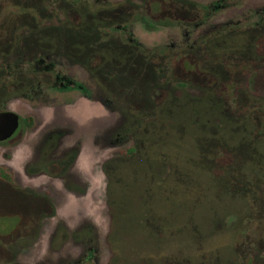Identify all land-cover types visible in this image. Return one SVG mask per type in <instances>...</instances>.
<instances>
[{
  "label": "rangeland",
  "instance_id": "rangeland-1",
  "mask_svg": "<svg viewBox=\"0 0 264 264\" xmlns=\"http://www.w3.org/2000/svg\"><path fill=\"white\" fill-rule=\"evenodd\" d=\"M85 3L118 26L98 49L62 26ZM0 13V110L33 122L0 166L39 200L0 190V264H264V0H0ZM225 40L258 46L229 75ZM183 51L202 75L173 60Z\"/></svg>",
  "mask_w": 264,
  "mask_h": 264
},
{
  "label": "flooded vegetation",
  "instance_id": "flooded-vegetation-1",
  "mask_svg": "<svg viewBox=\"0 0 264 264\" xmlns=\"http://www.w3.org/2000/svg\"><path fill=\"white\" fill-rule=\"evenodd\" d=\"M159 8H160V5L158 6ZM142 16H145L144 14L142 15ZM146 18H147V16H146ZM132 21V20H131ZM141 22V21H140ZM162 22V25H164V21H161ZM142 23V22H141ZM103 25H107V26H104V28L103 29H106V30H102V31H104V32H106L107 33V30H109V33H107V34H105L103 37L100 35V34H98V35H96L95 37H97V40L99 39V41H97V40H92L91 42L92 43H86V40H85V42H83L82 43V45H80V46H93V47H91V48H95V49H98V47L100 48L102 45H104L107 41H108V37L109 36H111V32H113V29L114 28H116V27H118L117 25H115V23H109V24H102L101 26H98V27H96V31H101L100 29H101V27L103 26ZM144 26V25H143ZM80 32H82L83 34H86L85 32V28H82L81 30H80ZM249 42H251V41H249V40H247V41H245L243 44H245L243 47H240L239 45H234V46H232V45H230V47L231 48H233L234 47V52H232L233 50H229L228 49V41H224V43H223V45H220L221 47H220V50H223V51H225V55H224V57H225V60H222V64H223V67L226 69V74L227 75H229V62H230V60H234L233 58H235L236 56H237V53H239V56L241 55V53L239 52V50L240 49H243V50H245L246 52H249L250 50H254L255 48H257L258 46H256V45H254V48L252 49L250 46H248V43ZM95 46V47H94ZM206 47V46H205ZM211 47L212 46H210V48L209 47H207V48H209L210 49V52H208L209 50H206V52H207V54L208 53H211V51H213L212 49H211ZM236 48V49H235ZM186 52H188V51H183L182 53H176L175 55H173V60H176V59H178V58H180L182 55H185L184 57H183V61L184 62H186L185 64L187 65V68H189V69H192L191 71H193V72H195V69H197L198 71H199V74L198 73H196V75L198 74V75H202L201 73H202V71L199 69V67H198V65H197V61H195V57H199V58H201L200 56L201 55H198V54H195V55H193L192 54V52H188V54L186 53ZM222 53H224V52H222ZM254 53V52H253ZM201 54V53H200ZM249 54V53H248ZM246 55L245 57H243L242 58V64L243 65H245V68H246V70H245V68L243 69V71H246L245 73H243V74H245V75H250V71L251 70H256L257 68H259V67H253L256 63H258V61H259V55L256 53V54H254L255 55V57L253 58L252 57V55ZM242 55H243V53H242ZM250 57H252L253 59H251ZM257 60V61H256ZM211 63V61L208 63V66L205 68V69H207V71H208V68H211V67H209V64ZM250 63H253V66H250ZM258 65V64H257ZM260 69V68H259ZM188 70V69H187ZM192 72V75L194 74ZM186 73H184V75H185ZM187 75V74H186ZM204 75H210V72L208 71V73H205ZM253 78H254V82L256 81V79H255V77L254 76H252ZM255 84H254V86H248V87H250V88H255ZM250 88H248V90H252V89H250ZM255 93V90H254V92H252V93H250V94H254ZM4 110H9V109H4ZM1 111V110H0ZM11 111H13V110H11ZM15 112V111H14ZM17 113V112H16ZM18 114V113H17ZM18 126H17V128H16V130L13 132V134L11 135V136H9L8 138H6V139H4V140H0V145H3V144H6V143H8V142H10L11 140H13L16 136H17V134H18V132L20 131V129H21V127L23 126V124H26L27 126H30L31 127V125H33V122H32V120H30V119H28L27 121L26 120H22V122H21V119H20V117H19V114H18ZM32 119V118H31ZM0 168L2 169V172H5V173H7V174H9L3 167H1L0 166ZM10 175V174H9ZM11 176V175H10ZM12 178V177H11ZM2 183V184H1ZM0 186H1V188H0V190H2V189H5L6 191H7V194L5 195V194H2V198L4 199V200H6V199H8V200H10L11 202H12V200L14 199L15 200V198H16V196L20 193V191H18V190H24L23 192H25L24 194H28L29 195V197L30 196H32V199L36 196V194L35 193H33V192H31V191H29L28 192V190H27V188H21L20 186L19 187H17V186H15L14 184H13V180H12V183H9V182H4L2 179H0ZM21 194V193H20ZM19 194V195H20ZM27 202H28V204H30V206H33L31 203H32V200H30V199H28V198H26L25 199ZM34 208V207H33ZM4 213V212H3ZM7 214V213H6ZM10 214H12V212L10 213ZM8 215V214H7ZM2 229V228H1Z\"/></svg>",
  "mask_w": 264,
  "mask_h": 264
},
{
  "label": "trees",
  "instance_id": "trees-1",
  "mask_svg": "<svg viewBox=\"0 0 264 264\" xmlns=\"http://www.w3.org/2000/svg\"><path fill=\"white\" fill-rule=\"evenodd\" d=\"M16 0H13V2H15ZM9 4V3H8ZM7 4V5H8ZM86 5H87V12L84 14V15H80L79 16V14L77 13V12H73V14H67V11H66V13H65V15H63V17H65V19H64V21H63V23H62V26L66 29L67 27L69 28V27H76V26H78V25H80V26H78V28H80L79 30H78V32H80V30L82 29V28H85V33L87 34V33H93L95 36L96 35H98V34H100L102 37L105 35V34H107L106 32H104V31H102V30H106V29H103L104 28V26H107V25H103L102 27H101V31H96V27H98V26H101L102 24H109V23H111L110 22V17H109V15H108V13H109V11H110V7L111 6H109V5H107L108 7H106V8H108V9H106V8H103V7H100V6H97L96 4H94V3H85ZM4 6V5H3ZM18 7V4H16V3H12L11 2V4L9 5V7H11V8H17ZM155 6H157V7H154V10H156V11H158L159 10V7H158V5H156L155 4ZM98 7H100V8H103V9H101V11H103V12H101V11H99V9H97ZM60 9H62V8H60ZM60 9H59V11H60ZM59 11H58V13H59ZM0 14H2V13H0ZM58 15H60V14H55V16H57L58 17ZM0 16H3V15H0ZM17 17H27V15L25 14V13H19V14H17L16 15ZM25 17V18H26ZM135 19H139V21H141L142 23H143V25L145 26V28H147V29H149V30H152V29H156L157 28V26H158V24H160V23H158L157 21H153V20H151L150 18H146V16H142V15H139L138 17H136ZM133 20V19H132ZM14 24H15V21H12ZM164 23H166V22H164ZM61 26V28L63 29V27ZM60 28V29H61ZM73 29H75V28H73ZM7 31V33L9 34V35H11V31H12V29H8V30H6ZM80 33H82V32H80ZM8 36V35H7ZM46 38H48V37H46ZM1 42V41H0ZM54 47L55 46H58V45H56V44H52ZM165 70V69H164ZM160 72V71H159ZM180 85H184V84H180ZM155 90V89H154ZM156 92V91H155ZM152 95H155V94H152ZM151 95V96H152ZM160 95H162V97H164L165 96V94H160ZM157 99V98H156ZM155 99V100H156ZM158 100V99H157ZM156 100V101H157ZM159 101V100H158ZM30 120H32L31 118H30ZM205 149H204V147H203V156H205V151H204ZM209 150V149H208ZM210 152H212V150H209ZM218 153H223V151L222 150H220V149H218V151H217ZM220 158L221 156H219V155H217V156H215V155H213V158ZM209 158V157H208ZM0 179H2L4 182L6 181V182H9V183H12V178H11V176L9 175V174H7V173H5V172H2V169L0 168ZM18 191H20V193L21 194H24L25 192H23L24 190H18ZM19 193V194H20ZM26 195V198H28L29 199V195L28 194H25ZM37 196L38 195H36L35 196V200H36V202L37 203H39V200H38V198H37ZM34 199V198H33ZM32 204V203H31ZM33 205V204H32ZM40 206H42L41 207V209H43V210H53L54 209V204L53 203H51V202H48V201H46V202H43L42 204H40ZM35 209V208H34ZM33 213L35 214V210L33 211ZM44 217H41V214H40V219H43ZM10 232L9 231H5V230H3V229H1L0 228V236L2 235V236H6V235H9V236H11L12 234H9ZM10 238V237H9ZM6 251L8 252V254H12V253H9V251L6 249ZM5 256V255H4Z\"/></svg>",
  "mask_w": 264,
  "mask_h": 264
},
{
  "label": "water",
  "instance_id": "water-1",
  "mask_svg": "<svg viewBox=\"0 0 264 264\" xmlns=\"http://www.w3.org/2000/svg\"><path fill=\"white\" fill-rule=\"evenodd\" d=\"M18 114L11 110L0 111V140L11 136L18 126Z\"/></svg>",
  "mask_w": 264,
  "mask_h": 264
}]
</instances>
